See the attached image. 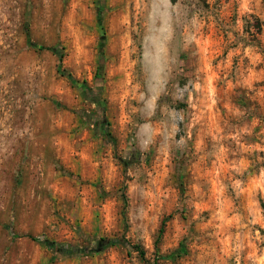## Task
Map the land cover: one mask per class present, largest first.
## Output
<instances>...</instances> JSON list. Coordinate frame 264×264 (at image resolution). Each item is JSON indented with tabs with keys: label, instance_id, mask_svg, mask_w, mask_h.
I'll list each match as a JSON object with an SVG mask.
<instances>
[{
	"label": "rangeland",
	"instance_id": "obj_1",
	"mask_svg": "<svg viewBox=\"0 0 264 264\" xmlns=\"http://www.w3.org/2000/svg\"><path fill=\"white\" fill-rule=\"evenodd\" d=\"M0 264H264V0H0Z\"/></svg>",
	"mask_w": 264,
	"mask_h": 264
},
{
	"label": "trees",
	"instance_id": "obj_2",
	"mask_svg": "<svg viewBox=\"0 0 264 264\" xmlns=\"http://www.w3.org/2000/svg\"><path fill=\"white\" fill-rule=\"evenodd\" d=\"M37 48H41V46H37ZM161 231V225L158 229V232ZM180 251H183L182 246H179L178 248H176L172 253H170L171 256H177L179 255Z\"/></svg>",
	"mask_w": 264,
	"mask_h": 264
}]
</instances>
